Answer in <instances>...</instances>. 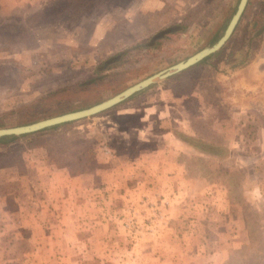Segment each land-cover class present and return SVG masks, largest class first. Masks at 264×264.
<instances>
[{"label": "rangeland", "instance_id": "1", "mask_svg": "<svg viewBox=\"0 0 264 264\" xmlns=\"http://www.w3.org/2000/svg\"><path fill=\"white\" fill-rule=\"evenodd\" d=\"M239 1L1 0L0 128L91 107L187 59L224 34ZM63 18L65 42L47 28ZM263 26L264 0H249L206 60L96 115L0 143V154L17 142L52 148L72 172L104 171L112 156L117 174L85 201L73 192L75 224L53 228L41 210L37 224L15 223L1 209L0 155V264H264ZM75 31L84 44L71 43Z\"/></svg>", "mask_w": 264, "mask_h": 264}, {"label": "crops", "instance_id": "2", "mask_svg": "<svg viewBox=\"0 0 264 264\" xmlns=\"http://www.w3.org/2000/svg\"><path fill=\"white\" fill-rule=\"evenodd\" d=\"M19 1L12 0V2H14L13 8L20 6L21 3H19ZM68 4L69 1L66 3V8H69ZM35 11H37L36 8ZM51 25L54 27V30L61 28V41L65 42L64 36L66 32L64 31L62 33V30L68 29L71 26L69 20L64 18L59 19L50 23L47 28L49 29ZM96 30L100 31L97 27ZM32 31L36 43H39V41L42 42V39H39L40 32L38 28H33ZM83 42L85 41H78L75 31L71 43L80 45L84 44ZM258 62H261V60L255 61V64H258ZM244 81H247V79ZM263 81L264 80H259V82ZM261 90L258 92L259 95ZM21 144L22 143L17 142L14 145H10L9 150L1 145V152L3 153L0 154L1 161L5 162L3 166L1 165V180H3V192L6 198L5 200L4 197L3 199L1 197V201H3L1 202L3 205L1 209L5 210L9 217H13L14 220L17 219L15 223L30 218L37 224V217H40L37 213L41 210L45 212L43 217L45 220L44 222L49 223L51 227L54 228L55 225L63 223L70 225L68 220H74L72 214L76 213V203L79 202L78 200L74 201V198H70L73 192L78 190L85 195V198L82 200L85 201L87 198L86 196L100 192L101 187L110 188L109 185L103 183L111 180L113 181V179H115L114 177L117 175L114 170L110 169V165L116 162L114 158L112 159V156H109L108 160L104 159L105 162L108 163L104 171L94 167V170L88 169L87 171L72 172L68 167V163L65 160L66 157L63 153L55 154L52 148L49 152L48 148L40 149V147L35 148L36 146L30 147L32 148L30 149L23 145L21 148ZM15 149H21V151H18L16 154ZM176 169L181 175L184 173L181 167L177 166ZM90 198L91 197H89V199ZM59 203L62 204L58 205ZM61 207H71L74 211L70 214L68 210V214L67 212L64 214L65 209L61 210ZM8 211H13L12 215H10ZM78 220L75 219L72 224H75ZM97 222L101 223L100 220Z\"/></svg>", "mask_w": 264, "mask_h": 264}, {"label": "water", "instance_id": "3", "mask_svg": "<svg viewBox=\"0 0 264 264\" xmlns=\"http://www.w3.org/2000/svg\"><path fill=\"white\" fill-rule=\"evenodd\" d=\"M249 3V0H240L237 10L232 16L224 34L217 40L214 44H210L205 46L203 49L198 51L197 53L193 54L192 56L188 57L187 59L180 61L167 69H164L162 71H159L158 73H155L138 83L126 88L122 92L116 94L115 96L104 100L98 104H95L91 107L67 112L61 115H56L53 117L45 118L30 124L26 125H19L15 127H2L0 128V138L5 136H22L25 134L41 131L56 125L68 123L71 121H76L79 119L87 118L93 115H96L104 110H107L122 101L132 97L136 93L146 89L147 87L163 81L177 73H180L197 63L201 62L205 58L209 57L210 55L218 52L223 48V46L227 43V41L230 39L232 34L234 33L237 25L239 24L240 19L242 18L247 5ZM175 27L167 28L159 33H157L153 40L163 38L166 34L171 33L172 31H175ZM116 57H112L106 64L110 63L111 61L115 60Z\"/></svg>", "mask_w": 264, "mask_h": 264}, {"label": "trees", "instance_id": "4", "mask_svg": "<svg viewBox=\"0 0 264 264\" xmlns=\"http://www.w3.org/2000/svg\"><path fill=\"white\" fill-rule=\"evenodd\" d=\"M264 32V26L262 27V29L259 31V34H261V33H263ZM221 37V36H220ZM219 37V38H220ZM219 38H216L215 39V41H214V43L217 41V40H219ZM208 58V57H207ZM207 58H205L204 60H206ZM203 60V61H204ZM58 125H56V126H53V127H50V128H54V127H57ZM48 129V128H47ZM23 136V135H22ZM14 137H16V136H5V137H2V138H0V143H2V142H4V141H6L7 139H9V138H14ZM191 144V143H190ZM196 148H197V146H196ZM211 147H210V149L208 150L209 152H212L211 151Z\"/></svg>", "mask_w": 264, "mask_h": 264}]
</instances>
